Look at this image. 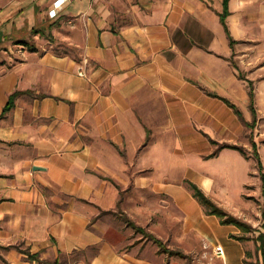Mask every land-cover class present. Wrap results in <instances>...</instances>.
I'll use <instances>...</instances> for the list:
<instances>
[{"label": "crops", "instance_id": "crops-1", "mask_svg": "<svg viewBox=\"0 0 264 264\" xmlns=\"http://www.w3.org/2000/svg\"><path fill=\"white\" fill-rule=\"evenodd\" d=\"M55 1L0 0V264H186L134 237L123 215L194 263L199 252L204 264H251V240L185 180L220 204L225 183L247 185L250 157L209 158L212 140L248 136L210 94L250 106L240 70L264 91L260 5L230 0L232 48L224 0H66L52 18ZM40 21L44 36L32 35Z\"/></svg>", "mask_w": 264, "mask_h": 264}, {"label": "rangeland", "instance_id": "rangeland-1", "mask_svg": "<svg viewBox=\"0 0 264 264\" xmlns=\"http://www.w3.org/2000/svg\"><path fill=\"white\" fill-rule=\"evenodd\" d=\"M241 4H243V5L248 4L250 6H254L255 4L260 5V38H264V25H261L262 21L264 23V12L261 13L262 12L261 10L264 11V0H242L241 3L238 1V2H235L234 5H235V7H239ZM49 14H50V12H49ZM43 25H46V23H44V22L42 23V21H40L35 26V28L33 30L34 31H40V29L43 28ZM45 28H47V27H45ZM28 29L26 28V32H25L26 35L29 34ZM44 30L48 31L49 29L47 28ZM31 34L32 35L37 34V32H32ZM47 37H45V38L47 39ZM235 63L237 64V62H235ZM236 68L240 70V67H236ZM240 73H243L246 76V74L244 72H241V70H240ZM248 80H250V79H248ZM251 81H253V80H251ZM254 81H256V80H254ZM255 85H256L255 93L258 94L257 95V104H258L259 110H260V100L262 101V98H264V91L261 90L262 86L257 81H256V83H254V87H255ZM242 111H244L246 113V116L248 117V119L250 121H252L253 115H252L250 106L244 107V109ZM251 132H252V130L250 128H248V136L246 138L242 137V139H239V141H240L239 144H241V146H245L248 153L251 156L250 157L251 159L249 160L250 165H251L250 171H249V176H248L247 182L245 183L247 185L244 186L243 190H242L243 185H239L240 183L243 182L244 178L239 179V180L237 179L238 181L241 180L239 184L237 183L238 181H234V183H225L224 186L222 188H220V190H219L220 191L219 196H220V198H222L223 202L221 204L217 203V205H219L221 208L225 209L230 214L239 218L241 221L245 222L246 224L250 225L253 228V230H251L250 232L249 231L243 232L240 230L241 236L245 237V240L246 239L251 240V244L253 245L251 247V250H250L251 251V253H250L251 264H262V256H261L260 252H258V250H257L256 239L261 232H264V229L262 227V224H263L262 209H263L264 199L262 196V182L260 179V175L258 172L256 161H255L254 157L252 156L253 146H252V142L250 139ZM253 133H254L255 139L257 140V142L259 144V149L261 148V151H263V153H264V140L260 141V137L264 136V121L261 120V123H260V116L258 117V125L253 130ZM208 169H209L210 173L214 172V170L212 172L210 168H208ZM186 180H185V184H186V186L189 187ZM241 191H242V193H241ZM157 209L160 210L159 207L154 205V211ZM207 209L210 210V208H207ZM124 217L122 216V220H123L124 224H126ZM139 222L142 225L144 224L143 220H139ZM154 222L155 221H153L152 224H154ZM145 224H146V221H145ZM147 227H148L147 228L148 230H151V231L156 230L155 227H153V225H152V227H150V225H148ZM128 228L130 229L131 232L134 233V235H135L134 237H136V238H142L143 237L147 241H152V243L155 245L154 247H159V245L157 243H155L153 240L146 238L143 233L136 232L131 227H128ZM148 230H146V232H149ZM163 230H164L163 232H165L166 229H163ZM149 233H151V232H149ZM158 234H160L159 231H158ZM168 236L172 237V235H168ZM168 236H166V237H168ZM165 240L168 243V245H170L171 247L175 246L174 237L170 238V239H165ZM167 243H166V245H167ZM254 244L256 245V251L254 250ZM185 248H187V246H185ZM192 255L195 257L196 262L194 263V260H192V262H190L187 258H185L186 264H193V263L194 264H204L205 263V261L203 260L201 254L199 252L193 253ZM50 264H52V263H50Z\"/></svg>", "mask_w": 264, "mask_h": 264}, {"label": "trees", "instance_id": "trees-1", "mask_svg": "<svg viewBox=\"0 0 264 264\" xmlns=\"http://www.w3.org/2000/svg\"><path fill=\"white\" fill-rule=\"evenodd\" d=\"M230 14H231V12H230V0H224L223 1V13L221 14V21H222V24L224 25L225 30H226L229 38H230V44H231L232 48H234L235 45L237 44V41L233 38L231 31H230L228 24H227V18H228V16H230ZM35 32H37V34L40 33L43 35V33H41V31H35ZM50 38H52V37H50ZM177 39H178V37H177ZM179 45L182 47L184 52H187V50H189L192 47V43L189 41V39H186V41L184 43H179ZM233 64L235 67H238L237 64L235 63V61H233ZM240 77L244 80H247L248 84H249V88H250V90H249L250 109H251V112L253 115L252 121H248L245 117L244 112L241 110V108L238 105H236L235 103H233L230 99L225 98V97H221L216 93H211L210 95L213 97H217V98L222 99L228 106H230L235 111V113L238 115V117H240L242 122L245 123L246 126L252 130V132L250 134V139H251L252 146H253L252 156L254 157V159L256 161V165H257L258 172L260 175V179L262 182V196L264 199V162H263L261 154H260L259 145L256 142V139H255L254 133H253V130L258 125V110L256 107L255 87H254L253 81L248 80L243 73H240ZM18 95H19V92H15L10 96L9 102L4 109L2 116L4 114H6L7 112H9L14 107L15 101H16V98ZM0 118H1V116H0ZM212 142L217 144L218 148L216 149V151L214 153H212L209 156V158L217 156L219 154V152L225 148L238 150L245 157H251L245 146H239V145H235V144H218L216 141H213V140H212ZM186 182L188 183L189 188L192 190L193 195L197 199L200 200V202L206 207V209L210 208V210L207 209L208 214L218 216L221 219V222L223 224L235 225L243 232H248V231L250 232L251 230H253V228L250 225L241 221L239 218L235 217L234 215L230 214L228 211H226L225 209H223L219 205H217V203L198 184L194 183L191 180H187ZM124 216L125 215H123V217ZM124 218H125L126 225L128 227L133 228L136 232L143 233L146 238H149V239L153 240L155 243H157L160 247V253H165L169 256H179L182 258H187L190 262H192V260H193L192 257L188 256L186 253L169 248L168 245H166V243L163 240L159 239L157 236H155L152 233L146 232V230L143 227L136 224L133 220H131L127 216H125ZM262 221H263L262 227L264 229V201H263V209H262ZM238 238L240 240H245V237H243V236H240ZM256 241H257V250H258V252H260V254L262 256V264H264V232H261L259 234Z\"/></svg>", "mask_w": 264, "mask_h": 264}, {"label": "built area", "instance_id": "built-area-1", "mask_svg": "<svg viewBox=\"0 0 264 264\" xmlns=\"http://www.w3.org/2000/svg\"><path fill=\"white\" fill-rule=\"evenodd\" d=\"M65 3H66V0H56L54 2V7L50 11V16L52 18H56L58 16V13H59L60 9L65 5ZM80 75L83 76V77H86L87 74L84 71V68H81L80 69ZM216 252L220 256L224 255V249H223V247L222 246H218L216 248Z\"/></svg>", "mask_w": 264, "mask_h": 264}, {"label": "water", "instance_id": "water-1", "mask_svg": "<svg viewBox=\"0 0 264 264\" xmlns=\"http://www.w3.org/2000/svg\"><path fill=\"white\" fill-rule=\"evenodd\" d=\"M35 169H42V168H40V167H36V166H35Z\"/></svg>", "mask_w": 264, "mask_h": 264}]
</instances>
